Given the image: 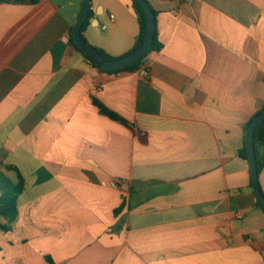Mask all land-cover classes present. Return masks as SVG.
Segmentation results:
<instances>
[{
  "label": "crops",
  "instance_id": "1",
  "mask_svg": "<svg viewBox=\"0 0 264 264\" xmlns=\"http://www.w3.org/2000/svg\"><path fill=\"white\" fill-rule=\"evenodd\" d=\"M146 1L162 49L119 74L72 47L81 0L0 4V172L23 183L0 264H264L238 155L264 105V0ZM90 10L84 40L127 54L131 0Z\"/></svg>",
  "mask_w": 264,
  "mask_h": 264
},
{
  "label": "trees",
  "instance_id": "2",
  "mask_svg": "<svg viewBox=\"0 0 264 264\" xmlns=\"http://www.w3.org/2000/svg\"><path fill=\"white\" fill-rule=\"evenodd\" d=\"M35 1L36 0H0V4H6V3H8V4H33ZM131 3H132V7H133V9H134V11L138 17V24H139V34L136 38V41H135L133 48L127 54H125L121 57H111V56L107 55L106 53H104L103 51L96 49L95 47L91 46L95 51H97L99 54H101L104 59H106L108 61H113V60H117V59L126 57V56L138 51L143 45L144 37L146 34L145 15H144V12H143L141 6L139 5V3L136 0H131ZM91 18H92V12H91V10H89L87 18H86V20H85V22L81 28V37H82V33L84 32V30L88 26ZM82 39H84V38L82 37ZM70 43H71L72 47L78 53H80L82 56H84L86 58V60L88 61V63H90V65L92 67H94V68H96L102 72H105V73H110V74L133 73V72L137 71L142 65L143 59L138 61L137 63H135L133 65L127 66V67L120 69L118 71H105V70L97 68L82 53V51L76 46V44L74 43L72 38H70ZM161 49H162V45L157 40L156 28H155L154 39H153V43H152V46H151L149 53L159 52ZM95 104L99 108V110L102 114L108 116L109 118H111L113 120H117L119 122H122L116 115L108 112L101 104H99L98 102H95ZM263 109H264V105L256 111V113L252 116V118L246 123V125L243 128V144H242V148L240 149L238 155L242 160H244L246 162H248V159H247V152H246V147H245V135H246V132H247L249 125L263 111ZM253 146H254V152H255V161H256V166H257V173H258V177H259L260 173L264 169V121L260 125H258L254 131ZM22 190H23V183H22V180L20 177H18L17 181L14 183L8 177H6L4 174H2L0 172V219H4L6 222V225L0 226V229H2L3 231H9L11 225L14 223V221L17 218V202H18V197L22 193ZM256 205L262 211V213L264 215V210L262 209V207L258 203H256Z\"/></svg>",
  "mask_w": 264,
  "mask_h": 264
},
{
  "label": "water",
  "instance_id": "3",
  "mask_svg": "<svg viewBox=\"0 0 264 264\" xmlns=\"http://www.w3.org/2000/svg\"><path fill=\"white\" fill-rule=\"evenodd\" d=\"M141 6L146 20V34L144 37V42L142 47L126 56L117 60L108 61L103 58L101 54L95 51L88 43L84 41L81 37V28L87 18L88 12L90 10V0H81V10L77 17L76 23L72 28L71 38L76 44V46L82 51V53L99 69L105 71H118L127 66L133 65L138 61L144 59L152 46L154 33L156 28V17L151 10L149 4L146 0H136ZM264 121V109L263 111L252 121L249 125L246 135H245V147L247 152V159L250 170V179L252 190L256 199V202L264 210V196L260 190L258 183V173L255 161V152L253 146V134L258 125Z\"/></svg>",
  "mask_w": 264,
  "mask_h": 264
},
{
  "label": "built area",
  "instance_id": "4",
  "mask_svg": "<svg viewBox=\"0 0 264 264\" xmlns=\"http://www.w3.org/2000/svg\"><path fill=\"white\" fill-rule=\"evenodd\" d=\"M140 76L142 77V79L146 82L149 80V72L145 69H140L139 70ZM113 186H116L115 184H113Z\"/></svg>",
  "mask_w": 264,
  "mask_h": 264
}]
</instances>
